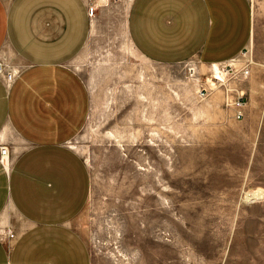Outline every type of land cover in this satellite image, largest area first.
I'll list each match as a JSON object with an SVG mask.
<instances>
[{"label":"rangeland","instance_id":"374dc122","mask_svg":"<svg viewBox=\"0 0 264 264\" xmlns=\"http://www.w3.org/2000/svg\"><path fill=\"white\" fill-rule=\"evenodd\" d=\"M130 1L91 5L75 67L90 109L68 145L90 194L73 227L91 264H264V0H249L248 47L217 68L143 60L123 34Z\"/></svg>","mask_w":264,"mask_h":264},{"label":"crops","instance_id":"0c3cea01","mask_svg":"<svg viewBox=\"0 0 264 264\" xmlns=\"http://www.w3.org/2000/svg\"><path fill=\"white\" fill-rule=\"evenodd\" d=\"M102 2L0 0V62L20 71L10 86L0 78V145L9 151L0 161V264H91L73 227L90 174L68 143L90 109L75 67L96 22L88 7ZM253 27L249 0H131L123 34L150 63L217 68L248 47Z\"/></svg>","mask_w":264,"mask_h":264},{"label":"built area","instance_id":"2783aa9c","mask_svg":"<svg viewBox=\"0 0 264 264\" xmlns=\"http://www.w3.org/2000/svg\"><path fill=\"white\" fill-rule=\"evenodd\" d=\"M88 16L89 18H93L94 9L93 7H88ZM20 71L16 68L10 67L8 64L4 62H0V78L6 83L7 86L12 85L15 81L16 77L19 75ZM244 75H248V72L244 73ZM210 91L207 89H202L199 93V99L205 100L210 94ZM234 110V117L236 120H241L243 118V110L245 101L242 95H237V97L229 102L228 104ZM9 158L8 148L4 145H0V161L2 163H6ZM10 239L13 238V235L8 233Z\"/></svg>","mask_w":264,"mask_h":264},{"label":"bare ground","instance_id":"6f19581e","mask_svg":"<svg viewBox=\"0 0 264 264\" xmlns=\"http://www.w3.org/2000/svg\"><path fill=\"white\" fill-rule=\"evenodd\" d=\"M222 82V81H221ZM253 196V195H252ZM253 200H255V199H257V200H259V199H261V196H257V195H254L253 197ZM251 199V198H250Z\"/></svg>","mask_w":264,"mask_h":264}]
</instances>
